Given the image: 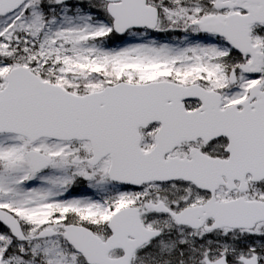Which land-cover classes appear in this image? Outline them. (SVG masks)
I'll return each mask as SVG.
<instances>
[{
	"label": "snow or ice",
	"instance_id": "1",
	"mask_svg": "<svg viewBox=\"0 0 264 264\" xmlns=\"http://www.w3.org/2000/svg\"><path fill=\"white\" fill-rule=\"evenodd\" d=\"M0 264H264V0H0Z\"/></svg>",
	"mask_w": 264,
	"mask_h": 264
}]
</instances>
